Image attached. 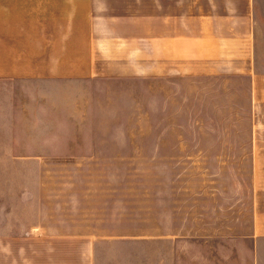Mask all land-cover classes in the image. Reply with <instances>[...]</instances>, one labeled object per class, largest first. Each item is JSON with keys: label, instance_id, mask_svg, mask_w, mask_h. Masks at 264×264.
Instances as JSON below:
<instances>
[{"label": "rangeland", "instance_id": "rangeland-1", "mask_svg": "<svg viewBox=\"0 0 264 264\" xmlns=\"http://www.w3.org/2000/svg\"><path fill=\"white\" fill-rule=\"evenodd\" d=\"M253 17L257 59L250 78L125 77L6 91L52 98L56 105L46 118L69 137L58 138L63 145L52 146L45 159L22 160L30 168L0 169V227L90 230L102 238V264H125L127 251L138 257L135 251L155 236L180 242L185 258L232 259L252 226L253 110L256 101L264 103V0H254ZM20 149L44 152L40 146Z\"/></svg>", "mask_w": 264, "mask_h": 264}, {"label": "crops", "instance_id": "crops-1", "mask_svg": "<svg viewBox=\"0 0 264 264\" xmlns=\"http://www.w3.org/2000/svg\"><path fill=\"white\" fill-rule=\"evenodd\" d=\"M253 9L254 0H0V169L30 168L22 160L45 159L63 145L58 138L69 137L46 118L52 98L6 91L125 77L250 78L257 59ZM253 115L252 226L225 264H264V103L255 102ZM37 146L44 152L20 149ZM153 239L136 258L127 251L125 264L214 262L182 257L185 246L173 238ZM101 240L87 229L22 231L8 222L0 227V264H102Z\"/></svg>", "mask_w": 264, "mask_h": 264}]
</instances>
